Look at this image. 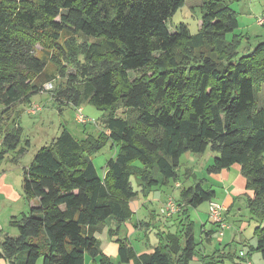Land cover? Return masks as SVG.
Segmentation results:
<instances>
[{
  "label": "trees",
  "instance_id": "16d2710c",
  "mask_svg": "<svg viewBox=\"0 0 264 264\" xmlns=\"http://www.w3.org/2000/svg\"><path fill=\"white\" fill-rule=\"evenodd\" d=\"M185 1L0 0V158L26 152L19 121L6 130L1 124L44 91L34 80L47 66L36 54L46 36L68 34L60 49L76 69L66 87L54 84L52 96L63 105L94 104L105 111L107 128L84 141L64 129L24 167L29 210L11 218L16 235L0 228L7 264H38L41 256L43 264H90L88 255L109 263L95 232L109 217L121 224L132 213L139 196L133 179L147 194L156 184L178 182L181 156L208 148L217 153L210 173L240 165L252 191L247 206L259 222L255 249L264 259V106L257 99L264 38L253 44L235 33L239 19L227 0H201L197 33L185 23L172 32L169 20ZM244 44L251 48L241 54ZM108 140L118 152L101 176L91 155ZM215 196L202 182L183 187L176 214L185 216L177 232L161 231L160 244L140 254L119 237L120 262L189 264L197 245L189 207ZM218 256L206 255L214 260L205 264H216Z\"/></svg>",
  "mask_w": 264,
  "mask_h": 264
},
{
  "label": "rangeland",
  "instance_id": "374dc122",
  "mask_svg": "<svg viewBox=\"0 0 264 264\" xmlns=\"http://www.w3.org/2000/svg\"><path fill=\"white\" fill-rule=\"evenodd\" d=\"M227 2L237 13L239 19V27L235 30V33L249 38L253 44L257 40L263 39L264 26L257 23V16L264 12V0H227ZM200 5L201 0H186L170 18V30L174 32L179 24L185 23L192 34L197 33L202 24ZM229 36H232V33ZM67 38L68 34L64 32L57 40L46 36L38 41L36 54L46 59L47 66L44 72L35 78L34 82L41 85L44 91L34 95L30 104L17 105L10 117H8L9 115L4 116L1 124L3 130L17 125L18 121L22 126V145L26 148V152L19 155L16 160L13 159V156H8L0 163V172L4 170L9 176V180H12L17 187L23 186L24 167L31 164L38 149L50 144L64 129L69 130L80 141H84L89 137L98 139L103 133H107L104 123V110L97 108L90 102L84 103L80 106L83 108L84 115L96 122L81 123L76 117V107L72 104L63 105L52 96L51 90L45 87L48 82H53L55 86L66 87L69 83L68 76L76 72V69L63 58L60 49V47L65 49ZM248 48H251V46L244 44L241 54L248 52L245 50ZM142 72L144 71H131L129 75L133 79ZM257 99L259 107L264 106V83L257 85ZM34 104L42 107V110L36 114L28 111L29 107ZM117 152L118 145L112 140H108L100 151L91 155V159L101 176L106 173L108 160L114 158ZM13 154V152L9 153V155ZM216 154L210 148L203 153H184L180 158L179 165L178 182L181 186L180 184L177 185L176 180L172 179L167 184L154 185L147 194L142 191L141 185H138L133 179L132 184L134 189L139 191V196L135 202L131 203L132 213L121 223L120 238L127 239L129 245L137 254L144 251H153L154 247L160 244L161 231L176 233L181 227V219H184L185 216L176 214L179 210L172 216H166L161 212L162 203L168 197H174L177 202L181 197L182 188L192 186L197 181L202 182L203 187L206 189L213 188L217 194L214 199L227 206L223 218L227 220L229 226L224 230L223 235L219 234V227L215 226L210 219L208 201L197 207H189L190 221L194 223V235L197 243L195 255L189 264H205L208 260H214L211 257L205 258V256H213L215 253L219 255L216 259L220 260L216 264H247L249 260L251 264H264L261 253L255 249L257 246L255 229L259 222L253 217L247 206V195H251L252 191L245 189L243 193L239 194L241 190L236 191L234 189L230 193L229 185L233 184L237 188V180L239 176H243L238 164L232 166L230 170H224V173H229V179L223 173H210L208 171ZM187 172H189V175H187ZM19 210H21V207ZM27 210L26 207L23 212ZM17 214L20 215L21 213ZM138 219L149 224L144 223L143 226L137 228ZM114 230H117V226L105 222L95 232L100 241L102 253L105 254L103 251L105 247L107 248L105 252H111L109 263L102 262L101 256L93 258L88 255L87 259L90 264H127L120 262L117 252L119 248L117 239L119 237L112 234ZM5 231L12 232L13 235L18 233L17 229L12 226L5 229ZM207 232H211V236ZM106 236L113 237L109 240L105 238ZM220 240L222 241L220 242ZM38 264H43V256L40 257ZM129 264H136L135 259L132 258Z\"/></svg>",
  "mask_w": 264,
  "mask_h": 264
},
{
  "label": "crops",
  "instance_id": "0c3cea01",
  "mask_svg": "<svg viewBox=\"0 0 264 264\" xmlns=\"http://www.w3.org/2000/svg\"><path fill=\"white\" fill-rule=\"evenodd\" d=\"M21 146H22V144H21ZM9 153L3 159L0 158V163H1V161L5 160L8 156H13V157L15 156V152H13L14 153L13 155H9ZM235 165H233V166H235ZM239 168H240V165H239ZM224 170L226 171V169H223L220 173L225 174L226 178L229 179L230 178L229 173L228 174L224 173L225 172ZM229 170H230V168H229ZM241 175H243V174L241 173ZM179 184L180 183L177 182V185H179ZM228 188H229L230 193H232L234 191V189L236 191L241 190L242 192L240 191L239 194L243 193V191L246 189V178L244 176H242V177L239 176V178L237 180V188L234 187L233 184L229 185ZM251 194H252V192H251ZM135 201H136V198L134 200H132L131 203L135 202ZM37 202H38L37 199H33L31 204H36ZM163 203H162V205H163ZM15 206H18V207L15 208ZM20 207H21V210H19ZM26 207L29 210L30 203L27 201V199L24 196L23 186L17 187L16 184L12 180H9V176L7 175V173L4 170H3V172H0V228H2L5 231V229H8L9 227H11V225H10L11 218L13 216L19 215L17 213H22L23 209H25ZM18 211H22V212H18ZM137 221H138L137 228L143 226L144 223H146V224L148 223V222L142 221L140 219H138ZM106 222H109L110 224L117 226V230L112 231L113 232L112 234H116V235H118V237H121V224H119L117 222V220L114 218V216L109 217L106 220ZM5 232H7V231H5ZM10 233L12 234V232H10ZM209 236H211V235H209ZM112 237L113 236H106L105 238L110 240ZM221 241L222 240H220V242ZM106 249H107L106 247L103 248V251L105 253L104 255L109 258L111 256V252H109V251L105 252ZM117 252L119 254V248H118ZM144 252H147V251H144ZM144 252H142V253H144ZM87 262H89L88 259H87ZM0 264H7V261L4 258H2L1 256H0Z\"/></svg>",
  "mask_w": 264,
  "mask_h": 264
},
{
  "label": "built area",
  "instance_id": "2783aa9c",
  "mask_svg": "<svg viewBox=\"0 0 264 264\" xmlns=\"http://www.w3.org/2000/svg\"><path fill=\"white\" fill-rule=\"evenodd\" d=\"M257 23L261 26H264V12L261 13L259 16H257ZM46 89L51 90L54 88V83L53 82H48L45 85ZM77 109V120L81 123L87 124L88 122H96L93 121L91 118L87 117L86 115H84L83 113V108L82 107H76ZM42 110V107L39 106L38 104H34L32 106L29 107L28 111L32 114H36L39 111ZM179 210V206L177 204V202L175 201L174 197H168L162 207H161V212L164 213L166 216H172L175 212H177ZM227 210V207L225 206V204H222L214 199L209 201V206H208V213L210 218L215 221L216 223H218L219 225V234L223 235L224 234V230L226 228H228V224L226 222V220H224L223 218V214L224 211ZM248 264H251V262L249 261Z\"/></svg>",
  "mask_w": 264,
  "mask_h": 264
}]
</instances>
